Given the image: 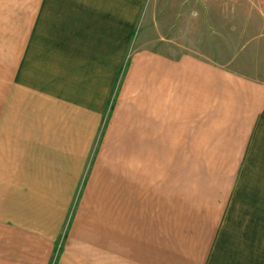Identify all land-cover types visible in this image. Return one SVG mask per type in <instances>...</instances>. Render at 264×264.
<instances>
[{"label": "crops", "instance_id": "1", "mask_svg": "<svg viewBox=\"0 0 264 264\" xmlns=\"http://www.w3.org/2000/svg\"><path fill=\"white\" fill-rule=\"evenodd\" d=\"M147 2L0 0V264H264V79L132 53Z\"/></svg>", "mask_w": 264, "mask_h": 264}, {"label": "rangeland", "instance_id": "2", "mask_svg": "<svg viewBox=\"0 0 264 264\" xmlns=\"http://www.w3.org/2000/svg\"><path fill=\"white\" fill-rule=\"evenodd\" d=\"M152 3L153 15L146 16L145 14L151 11ZM177 3L181 2H175L174 7ZM185 5L195 12L186 10L182 12L185 13L184 16L177 17L162 15V10H166L164 8L173 7L170 1L149 0V3H145L129 51L161 52L162 37H165L180 41L186 46L181 50L174 49V53L197 52L237 72L264 79V0H203L200 4L186 2ZM126 68L127 64L122 66L121 80ZM119 88L118 80L107 103L99 138L103 136L104 125L111 116ZM8 110V117L17 116L15 112H11V109ZM99 146H94L95 151L92 148V156ZM110 150L111 148L109 152Z\"/></svg>", "mask_w": 264, "mask_h": 264}]
</instances>
